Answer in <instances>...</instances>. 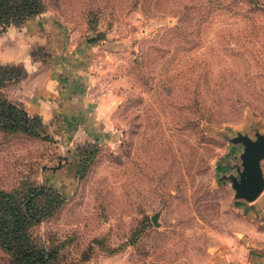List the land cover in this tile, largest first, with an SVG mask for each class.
Wrapping results in <instances>:
<instances>
[{
    "label": "rangeland",
    "instance_id": "rangeland-1",
    "mask_svg": "<svg viewBox=\"0 0 264 264\" xmlns=\"http://www.w3.org/2000/svg\"><path fill=\"white\" fill-rule=\"evenodd\" d=\"M200 1L203 22L180 30L193 0H41L0 23L2 34L56 19L81 43L107 139L77 136L78 174L58 195L51 169L67 150L25 111L29 68L0 61V264H33L21 250L44 264H216L264 236L234 185L243 137L264 140V17L245 24L226 0ZM43 50L29 55L42 62ZM28 198L36 220L6 213Z\"/></svg>",
    "mask_w": 264,
    "mask_h": 264
},
{
    "label": "crops",
    "instance_id": "crops-1",
    "mask_svg": "<svg viewBox=\"0 0 264 264\" xmlns=\"http://www.w3.org/2000/svg\"><path fill=\"white\" fill-rule=\"evenodd\" d=\"M44 48L42 62L29 55L32 45ZM0 61L23 62L32 73L21 84L29 116L41 117L43 123L61 139V154L56 172L63 176V187L70 189L78 174V159L73 150L78 135L94 141L107 139L100 116V99L91 94L90 56L81 43L65 38V28L56 19L37 17L21 28H9L0 34ZM20 89V86L18 87ZM61 190V191H60ZM246 209V213L264 226V191ZM238 258L222 257L216 264H264V236L254 240L246 254Z\"/></svg>",
    "mask_w": 264,
    "mask_h": 264
},
{
    "label": "trees",
    "instance_id": "trees-1",
    "mask_svg": "<svg viewBox=\"0 0 264 264\" xmlns=\"http://www.w3.org/2000/svg\"><path fill=\"white\" fill-rule=\"evenodd\" d=\"M225 1V0H224ZM230 7L235 6L236 9L239 11L237 15L241 16V20H244V23L250 22V24L256 25L258 21H261L264 17V0H226ZM205 4L200 0H193V6L188 7L185 11L181 14V19L179 21V26L177 27L179 30L182 28H186L191 21L195 20L196 23H202L204 20V6ZM225 7L224 5H221ZM41 9V0H0V23L10 21V16H14L17 19H27L32 15L38 13ZM190 9L196 10L197 18H191L190 16ZM263 16V17H262ZM249 24V23H248ZM9 107L11 108L10 113L7 115L14 123H17L18 118L15 116L13 112V106L10 104ZM26 111V110H25ZM29 116V115H28ZM33 118H37L38 116H31ZM10 127V126H8ZM50 189V188H49ZM53 192L57 193L55 190ZM58 195L62 194L57 193ZM6 213H10L11 215L22 214L24 217H30L33 219H37L36 214H34L31 210V203L30 198L24 200L21 206H8L6 209ZM7 219L0 220V224H5ZM15 220L14 228L15 232L18 231L19 226ZM17 235V236H16ZM2 236V234H1ZM16 236V240L18 241L19 237L18 234H14ZM4 245V244H3ZM24 253L28 255L30 258L33 259V264H44L45 258L43 256H39L40 253L34 252H26L21 250L17 252V254ZM37 259V260H36ZM35 260V261H34Z\"/></svg>",
    "mask_w": 264,
    "mask_h": 264
},
{
    "label": "water",
    "instance_id": "water-1",
    "mask_svg": "<svg viewBox=\"0 0 264 264\" xmlns=\"http://www.w3.org/2000/svg\"><path fill=\"white\" fill-rule=\"evenodd\" d=\"M245 151L243 153L244 169L240 172L241 180L234 181L237 197L249 202L256 200L264 191V176L261 172L260 162L264 157V140H250L243 137ZM157 214L153 222L159 225Z\"/></svg>",
    "mask_w": 264,
    "mask_h": 264
}]
</instances>
